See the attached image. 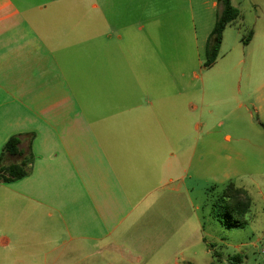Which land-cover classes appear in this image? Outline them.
<instances>
[{"label":"crops","instance_id":"crops-1","mask_svg":"<svg viewBox=\"0 0 264 264\" xmlns=\"http://www.w3.org/2000/svg\"><path fill=\"white\" fill-rule=\"evenodd\" d=\"M31 1L0 0V156L33 159L0 183V264H168L138 229L189 153L191 79L235 74L237 46L202 57L219 0Z\"/></svg>","mask_w":264,"mask_h":264},{"label":"rangeland","instance_id":"rangeland-1","mask_svg":"<svg viewBox=\"0 0 264 264\" xmlns=\"http://www.w3.org/2000/svg\"><path fill=\"white\" fill-rule=\"evenodd\" d=\"M232 3L240 18L227 28L218 58L221 67L237 46L235 74L191 79L184 121L189 153L185 164L174 165L172 183L160 188L138 229L141 235L151 229L158 243L165 238L158 256L168 264H264V0ZM229 186L232 197L224 198ZM238 200L247 207L231 212L246 224L228 227L225 207Z\"/></svg>","mask_w":264,"mask_h":264},{"label":"trees","instance_id":"trees-1","mask_svg":"<svg viewBox=\"0 0 264 264\" xmlns=\"http://www.w3.org/2000/svg\"><path fill=\"white\" fill-rule=\"evenodd\" d=\"M219 4L221 10L217 14L214 28L206 44V61L204 64L206 68L212 67L217 61L222 45L223 34L226 28L240 18V12L233 6L232 0H219ZM252 36L253 33H251L246 40H243L244 45L249 44ZM261 126L264 129V123H261ZM20 144V137L14 136L10 138L4 145L0 156V183H11L13 181L20 180L28 175V169L32 165L33 159L31 156H25L24 153H22V151L20 150ZM7 157L21 158L22 161L20 164L3 166V163ZM231 193L232 186H229L225 191L224 198H231ZM244 207H247V205L240 200H238V202H235L234 205L231 204V206L225 207V210L227 211V216L225 218L226 226L234 228L244 227L246 221L235 218L231 212V209L235 208L237 210H241ZM233 260L238 262L239 258L233 257Z\"/></svg>","mask_w":264,"mask_h":264}]
</instances>
